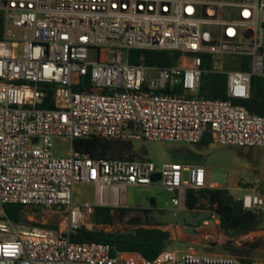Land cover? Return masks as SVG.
I'll use <instances>...</instances> for the list:
<instances>
[{
  "label": "built area",
  "instance_id": "obj_1",
  "mask_svg": "<svg viewBox=\"0 0 264 264\" xmlns=\"http://www.w3.org/2000/svg\"><path fill=\"white\" fill-rule=\"evenodd\" d=\"M0 19V264H243L192 244L149 260L72 241L94 207H126L127 187L158 182L182 214L188 190L215 185L199 165L94 158L74 148L58 156L54 144L94 137L198 145L210 136L221 146L264 148V116L241 103L253 78H264V0H0ZM129 49L184 55L176 67H152L130 64ZM204 53L212 56L208 71ZM205 72L227 76L226 99L196 96ZM47 85L53 108L42 107ZM77 184L94 188L93 203L75 202ZM241 200L245 212L264 213L257 191ZM10 204L64 212L68 225L15 221ZM199 212L211 213L200 227L220 225L215 209Z\"/></svg>",
  "mask_w": 264,
  "mask_h": 264
},
{
  "label": "rangeland",
  "instance_id": "obj_2",
  "mask_svg": "<svg viewBox=\"0 0 264 264\" xmlns=\"http://www.w3.org/2000/svg\"><path fill=\"white\" fill-rule=\"evenodd\" d=\"M133 144L138 159L150 160L158 165L171 162L186 164L196 159L205 167L208 183H217L220 185L216 186L218 188H228L236 200L254 190L264 197V181H261L264 175V148L221 146L215 142L204 146L162 141H135ZM72 149L71 141H55L54 150L58 156H66ZM174 196L158 182L146 187H127L123 193L126 207H108L129 211L126 214L116 212L112 224H93L92 227L101 228L105 232H125L131 229V220L135 217L143 221L151 218L173 225L179 215L183 214L176 213L172 203ZM74 200L78 204L93 203L94 188L77 184L74 187ZM22 220L52 226L54 229H66L68 225L66 214L54 209L25 208ZM245 227L239 228V233H234V237L221 233L219 226L199 227L202 231L196 234L194 241L183 243L171 240L168 249L181 253L192 244L199 253L231 255L247 261V264H264V213Z\"/></svg>",
  "mask_w": 264,
  "mask_h": 264
},
{
  "label": "trees",
  "instance_id": "obj_3",
  "mask_svg": "<svg viewBox=\"0 0 264 264\" xmlns=\"http://www.w3.org/2000/svg\"><path fill=\"white\" fill-rule=\"evenodd\" d=\"M3 21L0 19L2 31ZM0 31V34H1ZM184 52L170 51L162 49H129L127 61L134 65H147L152 67H176L180 64ZM203 58L202 68L210 70L211 54H201ZM248 69V67H244ZM86 85L90 87L89 82ZM47 97L43 108H53L54 92L51 85H47ZM175 93L183 94L181 87L175 89ZM198 97L210 99L227 98V76L225 74L205 72L201 78ZM251 113L264 116V78L255 76L253 78L251 97L241 102ZM213 142L210 136H205L199 145L204 146ZM75 151L82 154L91 155L94 158L111 159H138L132 142L118 140H101L98 138L77 139L73 142ZM235 196L228 188L207 187L201 190L187 191V207L189 211H202L215 209L220 216L219 231L227 237H234V232L229 228V224L234 218L233 203ZM24 207L10 204L5 206L6 215L15 221L22 220ZM129 209H114L104 206H96L90 214L84 217L82 226L76 233L71 235L74 242H104L116 246L121 251L139 252L149 260H155L165 249L168 248L169 241L177 240L188 243L196 239V235H189L178 222L173 225L148 218L143 221L139 217L131 220V229L125 232H105L97 226L109 225L113 223L115 213L126 214ZM201 212L194 213L198 215ZM252 214V213H251ZM255 218L259 215L253 214ZM36 224V223H30ZM41 225L47 228H54L48 225ZM246 229V227H241ZM202 230L197 229L200 233ZM243 264L247 261L240 260Z\"/></svg>",
  "mask_w": 264,
  "mask_h": 264
},
{
  "label": "water",
  "instance_id": "obj_4",
  "mask_svg": "<svg viewBox=\"0 0 264 264\" xmlns=\"http://www.w3.org/2000/svg\"><path fill=\"white\" fill-rule=\"evenodd\" d=\"M159 179V175L156 174L155 181ZM264 192V186H263ZM233 212L234 218L229 224V228L234 233H239V228L242 226H249L251 223L255 222V216L248 212H245L243 207V201L241 199H237L233 203ZM211 217L210 212H201L198 215H188L182 214L178 217V224L180 227H183L185 232L189 235H196L197 229L200 227L201 222L205 219H209Z\"/></svg>",
  "mask_w": 264,
  "mask_h": 264
},
{
  "label": "crops",
  "instance_id": "obj_5",
  "mask_svg": "<svg viewBox=\"0 0 264 264\" xmlns=\"http://www.w3.org/2000/svg\"><path fill=\"white\" fill-rule=\"evenodd\" d=\"M196 156V155H195ZM179 163V162H178ZM183 164V163H182ZM186 164H195V165H199V166H202L204 167L200 162H198L196 159L193 161V162H190V163H186ZM205 168V167H204ZM207 172V171H206ZM261 181H264V175L261 176ZM207 183H208V180H207ZM209 184V183H208ZM215 187L216 186H220L219 184L217 183H214ZM199 212L198 210H194V211H189V212H186V213H183V214H188V215H194V213H197ZM180 216V215H179ZM256 225V224H255Z\"/></svg>",
  "mask_w": 264,
  "mask_h": 264
},
{
  "label": "flooded vegetation",
  "instance_id": "obj_6",
  "mask_svg": "<svg viewBox=\"0 0 264 264\" xmlns=\"http://www.w3.org/2000/svg\"><path fill=\"white\" fill-rule=\"evenodd\" d=\"M242 227H245V226H242ZM241 229V228H240Z\"/></svg>",
  "mask_w": 264,
  "mask_h": 264
}]
</instances>
